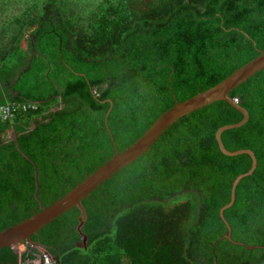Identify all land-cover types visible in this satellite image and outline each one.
I'll list each match as a JSON object with an SVG mask.
<instances>
[{
	"label": "trees",
	"instance_id": "obj_1",
	"mask_svg": "<svg viewBox=\"0 0 264 264\" xmlns=\"http://www.w3.org/2000/svg\"><path fill=\"white\" fill-rule=\"evenodd\" d=\"M41 5L0 0V105L38 106L0 119V232L106 164L111 136L124 152L175 103L264 52V0H91L89 16L73 0ZM229 96L249 120L222 142L230 152L252 151L257 167L224 217L235 243L262 248L223 238L220 209L251 159L220 152L217 131L243 116L219 101L179 119L85 198L80 231L75 207L23 250L0 249V264H40L39 249L55 264H264V69ZM83 236L86 248L79 247Z\"/></svg>",
	"mask_w": 264,
	"mask_h": 264
},
{
	"label": "water",
	"instance_id": "obj_2",
	"mask_svg": "<svg viewBox=\"0 0 264 264\" xmlns=\"http://www.w3.org/2000/svg\"><path fill=\"white\" fill-rule=\"evenodd\" d=\"M264 69V52H260V55L234 72L227 79L216 85L215 87L197 94L196 96L182 102L175 103V105L168 111L163 113L153 125L145 132V134L138 139L132 146L127 148L124 152L119 153L116 149L113 138L110 134L111 141L114 147V156L102 167L97 169L92 175L87 177L82 183L77 185L72 191L66 194L64 197L59 199L57 202L53 203L49 207L45 208L39 213L34 214L31 218L13 226L9 229L0 232V249L3 248H14L18 249L20 245L24 243L31 244V237L36 235L44 227L52 223L54 220L58 219L64 213L68 212L73 208H78L82 212V220L78 227L80 231L86 220L85 211L82 206V201L87 198L91 193H93L98 187L104 184L107 180L111 179L117 172L124 169L142 155L149 152L152 146L159 140V138L179 119L190 115L191 113L203 109L209 105L216 102L222 101L228 103L231 107L236 109L242 114L243 119L241 122L228 125L220 128L216 133V142L220 152L227 157H237L241 155H246L251 159V168L247 173L238 176L232 184L231 189V200L229 204L222 207L219 212L220 219L225 224L227 228V233L223 237L230 243L234 245L244 246L248 250H254L256 248L262 247H249L242 243H235L231 238V229L224 217L226 210L231 208L235 202L236 189L239 183L246 177L253 175L257 167V160L254 153L250 150L242 149L234 152L228 151L222 142V134L226 131L238 129L244 126L249 120L248 112L241 107L238 103H235L233 99L230 98V93L234 91L242 83L246 82L248 79L256 75L258 72ZM111 108L105 117V123L107 124V117L112 109V102L107 101ZM83 245L86 248L87 237L83 236L82 242L79 247ZM33 246L37 249L39 248L36 244ZM264 248V247H263Z\"/></svg>",
	"mask_w": 264,
	"mask_h": 264
},
{
	"label": "built area",
	"instance_id": "obj_3",
	"mask_svg": "<svg viewBox=\"0 0 264 264\" xmlns=\"http://www.w3.org/2000/svg\"><path fill=\"white\" fill-rule=\"evenodd\" d=\"M238 103L237 99H234ZM38 106L34 103H6L0 105V119L7 121L12 119L18 112L35 111ZM39 263L40 264H55V259L43 249H39Z\"/></svg>",
	"mask_w": 264,
	"mask_h": 264
},
{
	"label": "rangeland",
	"instance_id": "obj_4",
	"mask_svg": "<svg viewBox=\"0 0 264 264\" xmlns=\"http://www.w3.org/2000/svg\"><path fill=\"white\" fill-rule=\"evenodd\" d=\"M47 1L48 0H29V3L36 4V5L39 4V6H42L41 4H44ZM58 1L60 3L62 1L64 2V0H58ZM73 2L75 3V5H81L82 6L81 10H85V14H83V16H89V8H88V6H89L91 0H73ZM64 5H66V4H64ZM69 5H73V4H69ZM12 136H13V132L12 131H9L7 133V138H12ZM182 197L183 196H179L174 201L175 202H180L182 200ZM81 247H83V245H81ZM19 250L20 251L23 250V247L22 246L19 247Z\"/></svg>",
	"mask_w": 264,
	"mask_h": 264
},
{
	"label": "crops",
	"instance_id": "obj_5",
	"mask_svg": "<svg viewBox=\"0 0 264 264\" xmlns=\"http://www.w3.org/2000/svg\"><path fill=\"white\" fill-rule=\"evenodd\" d=\"M22 7H24V6H22ZM25 8H26V7H25ZM20 12H21L20 7H19V8L16 7V9L13 10V11L9 14V16L12 15V20H14V19H15V16H18V15L20 14ZM16 14H18V15H16ZM12 30H13V32H10V33H12L11 36H18V35H19L20 28H18V27H14ZM27 30H28V27L22 29V31H24V32H26Z\"/></svg>",
	"mask_w": 264,
	"mask_h": 264
}]
</instances>
